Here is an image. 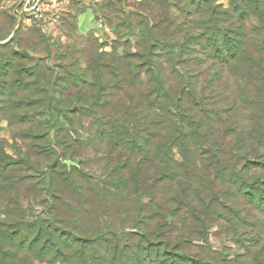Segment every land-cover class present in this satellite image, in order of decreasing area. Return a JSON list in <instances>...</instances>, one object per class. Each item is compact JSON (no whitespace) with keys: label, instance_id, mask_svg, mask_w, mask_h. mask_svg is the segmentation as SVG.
I'll return each instance as SVG.
<instances>
[{"label":"trees","instance_id":"16d2710c","mask_svg":"<svg viewBox=\"0 0 264 264\" xmlns=\"http://www.w3.org/2000/svg\"><path fill=\"white\" fill-rule=\"evenodd\" d=\"M232 2L237 21L219 29L224 42L212 29L185 24L174 31L183 34L180 44L146 34L147 43L125 47L119 60L122 84L136 89L124 120L96 131L106 167L90 177L104 183L98 194L106 199H142L129 210L132 228L120 217L112 220L117 228L95 218L87 232L22 216L14 162L0 139V264H221L207 239L214 224L242 246L236 264H264V0ZM250 3L254 29L242 21ZM48 96L45 128L61 116L72 122L78 107ZM126 230L135 243L117 235Z\"/></svg>","mask_w":264,"mask_h":264},{"label":"rangeland","instance_id":"374dc122","mask_svg":"<svg viewBox=\"0 0 264 264\" xmlns=\"http://www.w3.org/2000/svg\"><path fill=\"white\" fill-rule=\"evenodd\" d=\"M202 3L200 7L198 0H64L57 19L46 22L16 18L9 0H0V139L5 141L7 159L14 162L18 191L14 201L22 216L53 217L66 228L87 232L98 226L95 218L103 227L117 228L112 220L118 224L120 217L126 228H132L129 210L135 212L142 199L125 195L121 200L106 199L98 194L104 183L95 185L90 176L104 171L107 152L105 144L95 146L93 138L101 127L124 120V109L135 92L136 87L121 82L119 60L125 47L147 43L146 34L149 41L180 44L183 34L174 31L185 24H190L187 29L195 25L212 29L222 42L226 40L219 29L236 25L237 6L232 0ZM255 10L252 3L245 5L244 28L259 26ZM48 95L59 107H78L72 122L61 116L53 129L45 128L40 120ZM117 235L129 245L135 243L130 231ZM207 239L221 264L244 260L242 246L224 226L210 227Z\"/></svg>","mask_w":264,"mask_h":264},{"label":"built area","instance_id":"2783aa9c","mask_svg":"<svg viewBox=\"0 0 264 264\" xmlns=\"http://www.w3.org/2000/svg\"><path fill=\"white\" fill-rule=\"evenodd\" d=\"M64 0H9V7L16 18L34 17L41 21H55Z\"/></svg>","mask_w":264,"mask_h":264}]
</instances>
